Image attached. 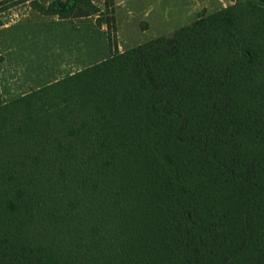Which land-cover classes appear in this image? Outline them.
I'll return each mask as SVG.
<instances>
[{
    "label": "trees",
    "instance_id": "obj_1",
    "mask_svg": "<svg viewBox=\"0 0 264 264\" xmlns=\"http://www.w3.org/2000/svg\"><path fill=\"white\" fill-rule=\"evenodd\" d=\"M0 264H264V0L0 103Z\"/></svg>",
    "mask_w": 264,
    "mask_h": 264
},
{
    "label": "rangeland",
    "instance_id": "obj_2",
    "mask_svg": "<svg viewBox=\"0 0 264 264\" xmlns=\"http://www.w3.org/2000/svg\"><path fill=\"white\" fill-rule=\"evenodd\" d=\"M52 1L0 0V103L81 71L115 51L168 36L236 0H113L112 9L104 7V0H91L101 14L76 19L37 11ZM112 16L115 29L108 31Z\"/></svg>",
    "mask_w": 264,
    "mask_h": 264
},
{
    "label": "crops",
    "instance_id": "obj_3",
    "mask_svg": "<svg viewBox=\"0 0 264 264\" xmlns=\"http://www.w3.org/2000/svg\"><path fill=\"white\" fill-rule=\"evenodd\" d=\"M204 8H205V6H204ZM206 9V8H205ZM206 11V13L208 14V13H210L211 11H209V10H205ZM211 14V13H210ZM195 21V20H194ZM137 45H140V44H137ZM119 53H121V52H119ZM78 72V71H77ZM73 74V73H72ZM71 75V74H70Z\"/></svg>",
    "mask_w": 264,
    "mask_h": 264
}]
</instances>
